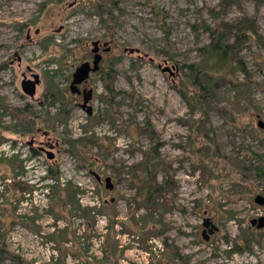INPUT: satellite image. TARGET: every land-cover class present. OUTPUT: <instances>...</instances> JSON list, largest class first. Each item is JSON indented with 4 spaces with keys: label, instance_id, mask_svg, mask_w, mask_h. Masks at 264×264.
Masks as SVG:
<instances>
[{
    "label": "rangeland",
    "instance_id": "1",
    "mask_svg": "<svg viewBox=\"0 0 264 264\" xmlns=\"http://www.w3.org/2000/svg\"><path fill=\"white\" fill-rule=\"evenodd\" d=\"M217 35L235 48L204 96L185 65ZM96 41L89 117L70 85ZM29 125L55 158L38 151L30 194L0 163V264H264V0H0V162Z\"/></svg>",
    "mask_w": 264,
    "mask_h": 264
},
{
    "label": "water",
    "instance_id": "2",
    "mask_svg": "<svg viewBox=\"0 0 264 264\" xmlns=\"http://www.w3.org/2000/svg\"><path fill=\"white\" fill-rule=\"evenodd\" d=\"M93 50V62H85L81 64L79 67L76 68L73 74V80L70 85V91L73 94L81 95L80 86L85 84L89 81L91 75L98 73L101 70V63L103 62V55H101L100 50L101 46L104 47L103 52H110V43H103L101 44L100 41H96L92 43ZM126 53L130 54H139L140 51L137 49H125ZM162 69L163 73H169L173 75L172 69L169 66H159ZM41 85V77L38 74H33L32 78L29 79L24 76V79L21 83L22 91L25 95L30 97L31 99H35L37 94V89ZM83 103L80 104L82 110H84L89 117H92L94 114V108L91 106V102L94 98V91L93 89H85L83 92ZM47 157L52 160L54 159V154L52 152H47ZM91 174L97 179L98 182H101V177L96 172H91ZM108 187L113 189L114 185L111 183V179L107 178ZM115 199L112 200L114 202ZM255 203L259 206H264V196L258 195L255 198ZM204 231L209 230V235H213L215 232L219 231V228L213 223L210 218H205L203 222ZM251 227H256L259 230H264V216L258 217L256 219L251 220ZM209 235L206 233L203 234L206 241L209 240Z\"/></svg>",
    "mask_w": 264,
    "mask_h": 264
},
{
    "label": "trees",
    "instance_id": "3",
    "mask_svg": "<svg viewBox=\"0 0 264 264\" xmlns=\"http://www.w3.org/2000/svg\"><path fill=\"white\" fill-rule=\"evenodd\" d=\"M247 26H244L242 29H240L239 27H237L238 29V36H237V40L236 43L237 44H243L241 43V39L243 37V40H246L247 38L244 37V30H246ZM208 30L212 31V29L210 27H207ZM215 31L213 32V34H216ZM234 48H235V44L231 45L229 43H226V41H224V39L217 35V36H213L212 41L210 42V44L208 46H206L202 51H203V58H202V62L201 65H205L206 67L201 68V66L198 68H195V65H185V68L189 71V74H193L196 72L197 76L195 78V81L193 83V85L197 86L200 88L201 91L204 92V96H206L205 94L208 93L210 83H212V77L209 78L208 74H219L225 70L228 69V66L231 64V56L234 52ZM240 62V70L245 73L248 74V70L246 68V65L243 63V61H239ZM207 70H209V73L207 72ZM190 78V76L188 77ZM107 90L111 92V88L109 89L107 87ZM91 142V141H90ZM36 155H38V151L36 150L35 152ZM147 173L150 175L152 173L151 167L150 165H147ZM259 172H263L262 169H258ZM156 187H153V185L150 183H146L144 182V190L148 192V204L152 205L153 204V199H154V194L155 193H159L162 192V187L159 186L157 187V184L155 185ZM154 191V192H153ZM166 191V189H165Z\"/></svg>",
    "mask_w": 264,
    "mask_h": 264
},
{
    "label": "flooded vegetation",
    "instance_id": "4",
    "mask_svg": "<svg viewBox=\"0 0 264 264\" xmlns=\"http://www.w3.org/2000/svg\"><path fill=\"white\" fill-rule=\"evenodd\" d=\"M103 47V46H102ZM104 48V47H103ZM102 49V48H101ZM104 59V57H103ZM93 62V61H92ZM91 62V63H92ZM26 76V75H24ZM27 77V76H26ZM89 85V81L85 84H82L80 86L81 90V95H78L79 97H83V92L85 89H92V88H88ZM34 129L31 127V125L28 126V138L25 141V137H22V139H15L11 145V148L13 149L12 151L9 150L11 153L13 152V155H3L1 158L3 159L4 156L11 157V162L9 161V159L7 160H2L3 163L4 161H7L10 164H7V166L11 168V170L13 171V175L12 178L7 180L8 184V188L13 189L15 192H17L19 189H21L23 191L24 194H26V192H28V194H30V192L33 190V185H30V177H29V170L31 168H34V161H35V152H36V143H35V134H34ZM25 135V133H23V136ZM27 151V152H26ZM38 151L40 153H44L47 156V152H51L49 150H47L44 147H38ZM55 158V155H54ZM49 159V158H48ZM27 180V182H25ZM112 183V182H111ZM32 188V189H31ZM115 187H113L114 189ZM25 196V195H24ZM25 199V197L23 198ZM115 202V201H114ZM256 230V227H252ZM204 233H208L209 234V230L203 231Z\"/></svg>",
    "mask_w": 264,
    "mask_h": 264
},
{
    "label": "built area",
    "instance_id": "5",
    "mask_svg": "<svg viewBox=\"0 0 264 264\" xmlns=\"http://www.w3.org/2000/svg\"><path fill=\"white\" fill-rule=\"evenodd\" d=\"M84 204V203H83ZM87 206V205H86Z\"/></svg>",
    "mask_w": 264,
    "mask_h": 264
}]
</instances>
